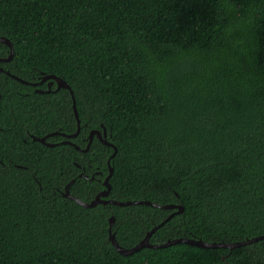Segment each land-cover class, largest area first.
<instances>
[{"label": "trees", "instance_id": "trees-1", "mask_svg": "<svg viewBox=\"0 0 264 264\" xmlns=\"http://www.w3.org/2000/svg\"><path fill=\"white\" fill-rule=\"evenodd\" d=\"M0 37L6 71L71 87L69 141L107 131V200L184 207L151 244L264 236V0H0ZM52 90L0 72V264H264V240L120 254L110 228L130 249L177 209L66 198L73 180L86 203L106 189L114 148L34 140L77 131L71 92Z\"/></svg>", "mask_w": 264, "mask_h": 264}, {"label": "water", "instance_id": "water-1", "mask_svg": "<svg viewBox=\"0 0 264 264\" xmlns=\"http://www.w3.org/2000/svg\"><path fill=\"white\" fill-rule=\"evenodd\" d=\"M0 43L6 44L7 46L10 47V55L8 56L7 59H0V61L2 62H10L13 59L14 56V51H13V46L11 44V42L5 38V37H0ZM0 71L6 73L7 75L12 76L14 79L24 83V84H29L27 81H24L14 75H12L9 71H5L3 68L0 67ZM50 80L49 83V89L46 91H39L40 93H50L51 87L54 83L57 84V88L56 90H60V89H67L71 92L72 96H73V91L71 89V87L67 84V82L65 80H63L62 78H59L55 75H43V78L41 80V83H44L46 81ZM30 85V84H29ZM73 110H74V114L75 117L77 119V131L72 134V135H65V134H60L59 132H55V133H51L43 138H38V137H34V140L41 142L49 147H52L54 144H50L47 143V139L53 136H57V135H61L63 137H65L67 140L64 142L65 144H69L74 146L77 150L82 151V152H87L90 149L91 143L93 141V139L95 137H97L104 145L110 146L114 148V153L111 155L109 161H108V168H109V175L106 177L105 181H104V185L106 187V189L102 192H100L94 200H92L89 203L83 202L82 200H80L77 197H74L73 195H71L70 193V187L74 184L75 180L71 181L65 188L64 191V196L68 199L74 200L76 201L78 204H80L81 206L85 207V208H94L100 204L103 205H107V204H113L116 206H131V205H148V206H152L155 208H161V209H177V211L173 214H171V216L162 224L156 226L155 228H153L147 235L146 237L139 242L135 247L130 248V249H126L123 248L122 246L119 245V243L117 242L116 238H115V234L112 233L111 228H110V240L112 242V244L114 245V247L118 250V252L122 255H132L136 252H139L141 249L144 248H153V249H162V248H167L176 244H188L191 246H196V247H200V248H206V249H218V248H223V249H229V250H234L236 248H240L242 246L245 245H249L261 240H264V236H260V237H255L253 239L250 240H246L243 242H237V243H207L204 242L202 240H193V239H176V240H170L165 244H160V245H155V244H151L150 243V239L152 237V235L161 227L163 226L167 221H169L175 214H179L182 213L184 211V207L181 205H165V206H161V205H157L155 203H151L148 201H128V202H123V201H116V200H107L106 198L109 196L110 192H111V184H110V179L114 173V168L111 165V160L112 158L115 157V155L117 154V148L111 144L108 140H107V131L104 129L103 133L100 131H92L91 134L89 135V144L87 145V148L85 150L80 149L79 147H77L75 144H73L71 141H69L68 139L71 138H75L79 135L80 131H81V121L79 118V114H78V110H77V106H76V101L75 98L73 96ZM84 175L81 174V177H83ZM85 178H88L87 176H85ZM92 179H94V177H92ZM115 221L114 217L110 218V227L113 226Z\"/></svg>", "mask_w": 264, "mask_h": 264}, {"label": "flooded vegetation", "instance_id": "flooded-vegetation-1", "mask_svg": "<svg viewBox=\"0 0 264 264\" xmlns=\"http://www.w3.org/2000/svg\"><path fill=\"white\" fill-rule=\"evenodd\" d=\"M1 44H3V43H1ZM10 48V47H9ZM0 59H7V58H4V57H2V56H0ZM13 60V59H12ZM11 60V61H12ZM10 61V62H11ZM10 62H1L0 61V67L1 68H3V66H1V64H7V63H10ZM4 69V68H3ZM5 70V69H4ZM6 71V70H5ZM1 72V71H0ZM4 73V72H3ZM40 79H39V81H34V82H28L29 84H30V86L31 87H33L34 88V91L35 92H37V93H40L39 91H46V90H48L49 89V83H50V80H48V81H46V82H44V83H41V80H42V78H43V75H42V77H39ZM29 84H26V85H29ZM56 87L57 88V84L56 83H54L53 85H52V87H51V90L53 89V87ZM53 91V90H52ZM51 91V92H52ZM40 94H45V93H40ZM65 138V137H64Z\"/></svg>", "mask_w": 264, "mask_h": 264}]
</instances>
